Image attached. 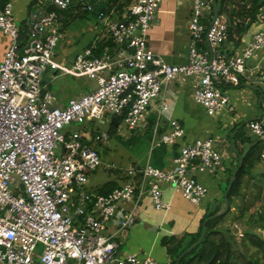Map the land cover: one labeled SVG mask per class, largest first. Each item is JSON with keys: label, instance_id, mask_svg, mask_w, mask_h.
<instances>
[{"label": "built area", "instance_id": "built-area-1", "mask_svg": "<svg viewBox=\"0 0 264 264\" xmlns=\"http://www.w3.org/2000/svg\"><path fill=\"white\" fill-rule=\"evenodd\" d=\"M99 2L33 0L24 20L28 43L21 48L14 0H0V32L10 40L0 62V264H160L150 256L122 252L117 241L121 231L137 223L140 199L148 194L155 210L170 211L162 190L169 184L201 205L209 189L198 177L214 175L222 165L215 138L183 145L169 170L103 164L99 151L88 144L109 146L110 134L73 131L72 126L106 117L110 126L115 117L135 129L168 85L179 80L195 81L193 99L210 117L223 114L230 99L222 88L239 87L255 54L264 51V8L242 53L228 55L223 48L229 24L221 17L214 20L213 0H194L188 62L175 65L148 44L164 0H132L120 20H111L101 7L98 18L116 48L105 46L96 56L95 43L71 66L55 61L61 14L94 13ZM205 42L209 50L201 47ZM49 70L96 85L63 107L44 82ZM170 109L163 101L160 112ZM169 125L161 142L175 145L185 130L177 119ZM247 136L264 139V120L249 122ZM100 169L123 172L127 181L106 195L92 193L89 176Z\"/></svg>", "mask_w": 264, "mask_h": 264}, {"label": "crops", "instance_id": "crops-1", "mask_svg": "<svg viewBox=\"0 0 264 264\" xmlns=\"http://www.w3.org/2000/svg\"><path fill=\"white\" fill-rule=\"evenodd\" d=\"M94 1L99 2V0ZM32 2L33 0L29 1L27 10L31 8L30 5ZM193 4L194 0H164L160 7V11L157 13L148 31L147 38L149 46L169 64L181 65L188 62V53L191 44L189 23ZM217 5L218 8H221L222 12L226 14L221 6L222 4L217 2ZM25 6L26 0H14V13L17 11L18 14L23 17V21L27 16L24 10ZM101 7L106 12L108 11L107 14L110 15L111 20L122 19L127 10V7L121 8L119 5L105 0V2L100 1L97 10L91 14L83 15L81 14L83 12H76L75 10H70L61 14V38L62 32L63 35L68 30L71 32L70 35L65 38L68 45L67 53L62 56H55L59 62H64L68 65L73 64L80 54L92 47L95 43L98 44V49L102 45L111 46L107 44L111 41L108 28L104 22L98 18L97 12ZM220 16L222 17V15ZM85 19H88L90 22H87L84 26L87 30V34H83L84 37H86L84 47L77 50L76 45L79 44L78 38L80 36L73 30L78 27L77 25L80 20ZM204 22L207 21L205 20ZM257 29V25L254 24L246 34L239 38L240 41H238V36H230L223 51L228 55L241 54L252 39V34L256 32ZM70 37L73 38L72 41ZM9 42V38L0 32V62L9 46ZM59 42L57 47L66 45L64 37L62 41ZM201 47L207 50L210 49L207 42L201 44ZM65 76L72 77L69 75H61L54 70H49L44 80L50 91H52L50 88H53L52 86L54 84L58 85L57 91L52 92L57 96L60 106H66L71 99L78 98L95 87L87 84L86 88L85 85L79 81L81 78L76 77H72L73 80L69 82L62 81L61 78ZM263 76L264 51H261L257 52L255 58L250 62V67L246 72V76L242 79L243 83L239 87L222 88L225 95L230 99V104L224 113L218 117H210L205 108L194 101L195 81L188 80L187 82H182L179 80L168 85L162 97L155 101L147 111L144 120L135 129H131L135 131L134 134L128 136L127 134L129 131L122 128L124 126L119 120L118 126L114 124L116 126L115 133H109L111 135L121 133L123 137L128 138L126 143L132 141L133 138L137 139V132L146 131V134L149 135V137L145 139V142L139 141L144 145L145 153L133 155V158H135L137 162H140V164L135 165L137 168H142L150 164L155 168L169 170L173 167V161L178 156L179 150L183 145L198 139L206 138H215L216 146L219 151L222 152L224 158L217 172L218 174L216 173L217 176L202 174L198 177V180L209 189V194L201 205L190 203L183 197L180 191H176L169 184L162 185L164 200L169 202L172 206V209L168 212L155 210L150 196L145 194L140 199L136 211L138 218L137 223L122 237H120V234L118 235V242L122 252L125 251L130 254H136L139 258L150 256L160 264H170L171 258L163 245V240L166 237H181L187 233H198L201 222L207 211L218 208L219 206L223 207L221 203L223 195L222 186L224 182L226 183L230 171L237 165V156L232 144V140H234L236 133L232 134L231 130L237 124L243 122L248 123L251 119L259 117L263 97L258 96L257 91L264 90ZM233 88H237L240 91L239 94L245 98V105L239 106L237 102L234 103V100H237L235 93L231 91V97L227 91ZM163 101H166L170 105V111L160 112ZM172 119H177L182 124L185 130V137L179 140L175 145H165L161 142V138L164 133L169 131V124ZM95 121L96 120L90 121L78 127L76 130L87 129L92 132V134L94 132H99L100 130L96 127ZM110 127L111 125L109 126V131H111ZM122 141L123 140L120 138H117L115 146L119 148L120 151L126 152V150L123 149L126 148V144ZM100 146L105 148L106 153H110V145ZM122 156L123 154L118 157L120 162L119 165L118 163L117 165L121 168H125L123 165L127 164V162L123 161ZM227 161L228 164L226 163ZM108 174L107 181H105V183H98L96 186L94 185L95 183L93 185L91 184L92 180H89V191L95 193L111 182H117L121 185L124 183V179H126L123 172H115L113 170ZM129 207L133 206L131 205ZM119 217H121V214H119ZM122 247H127V250H123Z\"/></svg>", "mask_w": 264, "mask_h": 264}, {"label": "trees", "instance_id": "trees-1", "mask_svg": "<svg viewBox=\"0 0 264 264\" xmlns=\"http://www.w3.org/2000/svg\"><path fill=\"white\" fill-rule=\"evenodd\" d=\"M132 0H109V2L119 5V7H127ZM223 7L224 14L221 10L219 17L223 21L231 22L229 27V35L232 37H240L246 34L249 29L256 23L258 14L262 8H264V0H217ZM106 12V11H105ZM108 13V11L106 12ZM91 14L88 12L81 13ZM25 22L21 23V48H24L28 43V36L24 27ZM111 45V49L116 48V45L111 39L107 43ZM105 45L99 47L95 51V55L99 56L102 53ZM243 80L241 81V84ZM258 96H262L261 111L264 118V90L257 91ZM246 123L237 124L231 131L232 134L236 133L234 137L235 141V153L237 156V165L230 174L226 181V187L223 191L221 203L224 206L208 210L204 216L199 232L196 234H185L183 236L166 237L163 240V245L167 249V253L171 258L170 264H176L177 260L184 254L186 250L191 248L198 242L203 231V225L205 221L213 216L222 213L225 209L224 196L227 192L230 180L233 177L235 171L239 168L242 159V167L237 175V179L228 195L229 209L222 215L214 219H210L206 223V233L203 241L195 247L191 252L184 255L179 264H264V237L260 236L254 230L264 231V208L260 213L250 216L248 224L251 225L249 230H246L242 240L238 241L229 231L223 227V223L227 216L230 215L234 205L238 200L241 204L237 206L241 209V216L245 217L248 212L255 205L256 201L262 199V192L264 185L259 182L262 178L264 180V174L258 178L257 173L254 170L264 162V140H255L247 136ZM110 133L113 134L116 131V126L111 124ZM95 133V132H94ZM232 136V135H231ZM117 172V171H115ZM256 180V182H255ZM127 178L124 179V182ZM254 181V183H253ZM255 187L258 194H249L246 189ZM119 187L117 182H111L97 190L95 193L98 195H106L115 188ZM244 187H246L245 190ZM264 196V193H263Z\"/></svg>", "mask_w": 264, "mask_h": 264}, {"label": "rangeland", "instance_id": "rangeland-1", "mask_svg": "<svg viewBox=\"0 0 264 264\" xmlns=\"http://www.w3.org/2000/svg\"><path fill=\"white\" fill-rule=\"evenodd\" d=\"M29 1L30 0H26V6L24 8L25 13L27 15H28L27 12H29V10H30V8H29V10H27L28 9L27 5H28ZM14 14H15L18 26H20L21 23L23 22V17H21L18 14L17 11ZM87 22H90V21L88 19L80 20L78 25H77L78 27L73 30L76 33H78V35L82 38V39L80 37L78 38L79 39V44L76 45L77 50H80V49H82L84 47V41H85L86 37H84L83 34L84 33L87 34V30L84 28V26H85V24ZM71 30H72V28H71ZM70 32L71 31L68 30L64 35H63V32H62V38L64 37V42H65L66 45H63L62 47L55 48L54 60L57 61V62H59V61L56 59V57H55L56 55L62 56V55H65L67 53L68 45H67V42H66L65 38L70 35ZM62 38H61L60 41H62ZM70 40L72 41L73 38L70 37ZM59 63H64V62H59ZM64 64H66V63H64ZM66 65L67 66H71L72 64H70V65L66 64ZM61 80L65 81V82H69V81H72L73 79H72V77L65 76V77H62ZM79 81L81 83H83L85 85V87H86L87 84H90L91 86H95V82L94 81L86 79V78H81ZM57 86H58L57 84L56 85L54 84L52 86L53 88H50V89H52L53 92H56L57 91ZM227 91H228L229 95H231V91H233L235 93V97H237V100L235 99L234 103L237 102V104L239 106L245 105V98L242 97V95L239 94L240 91L237 88H233L232 90L228 89ZM231 97H232V95H231ZM94 123H95L96 127L99 128L100 132H106V133L110 132L109 131V123H108V118L107 117L103 121H95ZM248 124H249V122L246 123V125H247L246 131L248 130ZM78 127H81V125L80 126H72V129L76 130ZM122 128L127 130V131H129L128 134H127L128 136L130 134H134V132H135V131H133L131 129H128L125 126L122 127ZM137 134H138V138L137 139L133 138L134 140L132 139V141H130L128 143H126L128 141V138L123 137V135L121 133H117V134H114V135L110 134V148H111V151H110L109 154L105 152V148H102L99 144H97L95 142L92 143V144H88V147L92 148V149H96V150L99 151V153L101 155V159L103 161V164L116 163V165H117V163H118V165H119L120 160H119L118 157L121 154H123V156H122L123 158L122 159H123V161L127 162V164L123 165L124 167H126L128 165H137V164H140V162H137L135 160V158H133V155L134 154H140L141 155V154L145 153L144 145L141 144L139 141L145 142V139H147L149 137V135L146 134V131H140V132H137ZM117 138H120L121 140H123L122 142H124V144H126L125 146H126L127 149L123 148V149L126 150V152L120 151L119 148H116L115 144H116ZM261 140H264V139H261ZM226 163L228 164V161ZM109 172H112V171H105L103 169H100L96 173L95 172L92 173L89 176V180L90 181L92 180L91 184L93 185L95 183L94 185L96 186V185H98V183H105V181H107V179H108V175H109L108 173ZM254 173H257V176H256L257 178L260 175L264 174V162H263V164L259 165L256 170H254ZM217 174H214L212 176H217ZM255 182H256V180H255ZM259 182H262V184L264 185V180L262 178L260 179ZM253 183H254V181H253ZM89 185H87V189H88V187H90ZM225 187H226V183L224 182V184L222 186V191H224ZM245 189H246V187H244L243 190H245ZM246 191H248V193L252 194V195L253 194H255V195L258 194L256 188L253 187V186L249 190L246 189ZM263 193H264V190L262 192V199L256 201L255 205L248 212L247 216L240 217L241 216V209L237 205L241 204V202L238 200L237 204L234 205V207L232 209V212L230 213V215L227 216L226 220L224 221L223 227L225 229H229L230 233L232 235H234V237L237 238L238 241L242 240L243 237H244V234L246 233V230L250 229L251 225L248 224V220H249L250 216L255 215L257 217V214L260 213L261 210L264 208V196H263ZM223 208H224V206H223ZM131 228L121 231V233H120L121 236L120 237H122L125 233H128ZM254 232H256L260 236L264 237V231L254 230ZM118 238H117V241H118ZM122 249L123 250H127V247H122ZM125 253H129V252H125Z\"/></svg>", "mask_w": 264, "mask_h": 264}, {"label": "water", "instance_id": "water-1", "mask_svg": "<svg viewBox=\"0 0 264 264\" xmlns=\"http://www.w3.org/2000/svg\"><path fill=\"white\" fill-rule=\"evenodd\" d=\"M213 9H214V20H215V19H217L220 16V12H221V10L218 8L217 0H213ZM228 24H229V26H231V22L230 21H228ZM47 73H48V71L46 72L45 76L47 75ZM261 119H262V113L260 111L259 117L258 118H253V119H251V121H260ZM251 121H249V122H251ZM111 122H112V124H115L116 126L119 125V122H118V120L115 117H113L111 119ZM232 144H233V148L235 150L234 140H232ZM240 160H241V163L239 165V168L236 170V172L234 173L233 177L231 178L230 184H229L228 189H227V192H226V194L224 196V201H225V209H224V211L222 213L216 215V216H213V217L208 218L205 221V223L203 225V231H202L201 237L198 240V242L196 244H194L191 248H189L188 250H186L184 252V254L182 256H180V258L177 260V263L176 264H179L180 261H181V259H182V257L184 255H186L187 253L191 252L195 247H197L203 241V239L205 237V233H206V223L210 219H214V218H216L218 216H222V215H224L228 211V209H229L228 195H229V193H230V191H231V189H232V187H233V185H234V183H235V181L237 179V175H238V173H239V171H240V169H241V167L243 165L242 164V159H240Z\"/></svg>", "mask_w": 264, "mask_h": 264}]
</instances>
